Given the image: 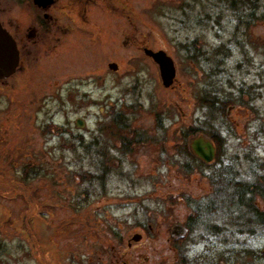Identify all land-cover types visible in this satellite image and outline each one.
<instances>
[{"label":"rangeland","instance_id":"374dc122","mask_svg":"<svg viewBox=\"0 0 264 264\" xmlns=\"http://www.w3.org/2000/svg\"><path fill=\"white\" fill-rule=\"evenodd\" d=\"M20 1L0 0L23 59L0 80V264H264V223L215 174L264 211V0H111L86 35L67 0ZM144 47L170 55V86Z\"/></svg>","mask_w":264,"mask_h":264},{"label":"water","instance_id":"95a60500","mask_svg":"<svg viewBox=\"0 0 264 264\" xmlns=\"http://www.w3.org/2000/svg\"><path fill=\"white\" fill-rule=\"evenodd\" d=\"M34 3L39 6L45 7L50 0H33ZM143 52L151 57V59L157 63L160 80L163 86L168 87L174 81L176 68L174 61L164 50H153L150 48H144ZM18 48L15 40L8 33V31L2 26L0 22V80L8 78L18 65ZM109 68L116 69L115 63H109ZM75 125L79 128L84 127V119L77 118ZM190 151L204 163H211L216 155V147L214 142L204 136L203 134H197L189 141ZM141 238V234L136 233L132 235L129 241H138ZM122 264H126L123 262Z\"/></svg>","mask_w":264,"mask_h":264},{"label":"flooded vegetation","instance_id":"af4514ba","mask_svg":"<svg viewBox=\"0 0 264 264\" xmlns=\"http://www.w3.org/2000/svg\"><path fill=\"white\" fill-rule=\"evenodd\" d=\"M55 0H50V2L45 6H39L38 4L34 3L33 0H24L25 3L31 4L33 6V10L34 8H40L42 10L47 9V7L52 6V4L54 3ZM73 1V2H72ZM21 1L18 0V3H20ZM63 4H67L68 5V10H69V14L75 16V18L77 16H79V20L81 21L82 25H79L77 23V26L75 28L76 31H79L78 28H81V34H88L90 32H94V28L89 25V21L92 17H95V15H91L90 13H94V7H97L100 11V13H102L103 11H110V8L112 6L111 4V0H67V2H62ZM72 5L78 6L75 8H72ZM33 22L32 25H34V28H38L39 30H42L43 32H45L47 36L51 35V33L48 30L49 26L53 25L52 23H50L53 20L52 15L49 14V12H44V13H34L33 15ZM97 19L98 21H100L102 24L105 23V25H107L106 23V18L103 17V14H99L97 15ZM2 26L3 23L0 20ZM58 23V22H57ZM59 26H63L61 24H58ZM4 27V26H3ZM5 28V27H4ZM7 30V29H6ZM8 33H10V35L12 36V38L15 40L16 42V46L18 48V54H19V59H18V65L16 67V70L9 76L11 77L12 75H14L17 71V69L19 68V65L21 64V61H23L22 59V50L21 48L18 46V41L16 39V37L14 36V34L12 32H10L9 30H7ZM28 39H30L32 37L31 34H28L26 36ZM76 45H81L84 49L88 48V41L83 38V40L81 42H76ZM85 49V50H86ZM148 58H150L149 56H147ZM8 77V78H9ZM77 118H82V117H76L74 122H76ZM84 125H85V121H84ZM27 255H30V253H27Z\"/></svg>","mask_w":264,"mask_h":264},{"label":"trees","instance_id":"16d2710c","mask_svg":"<svg viewBox=\"0 0 264 264\" xmlns=\"http://www.w3.org/2000/svg\"><path fill=\"white\" fill-rule=\"evenodd\" d=\"M208 137H210L213 140L215 147H216V150L218 151V147L220 146L221 143L219 142L218 139L216 141L215 134H211ZM218 138H220V137L218 136ZM218 171H217L218 173H215L216 175L219 176L218 181L226 182V186H218L216 192H219V191L224 192L225 191L224 192V194H225L224 202L227 205L230 204L228 208L230 209V207H233V206H236L237 208H239L240 205L243 204L244 207L246 206V210L250 214L253 215L249 218H246L245 222H247V223L253 222L254 223L256 221V222L264 223V211H259V208L256 209L254 207V205L251 203V195L262 193V189L256 188V187H258V183H256L254 185L256 188V189H254V188H251V185L248 181H245V180L244 181H235L232 178L227 177V174H233V173L228 172V171L226 172L225 169H223V170L219 169ZM229 192H230V194H228ZM220 193H222V192H220ZM245 195H250V197L247 196V199H245V197H244ZM231 199H233L235 202H233V201L230 202L229 200H231ZM207 207H208V204L205 206V208H207ZM199 213H201V212H199ZM197 215H198V213L196 214V216ZM251 219H252V221H251ZM187 236L185 235L184 237H187ZM182 241H183V239H182Z\"/></svg>","mask_w":264,"mask_h":264}]
</instances>
